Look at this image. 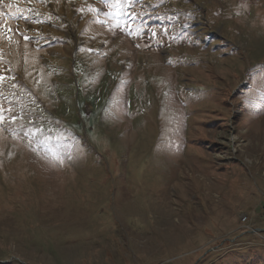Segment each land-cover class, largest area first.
Wrapping results in <instances>:
<instances>
[{
    "label": "rangeland",
    "instance_id": "obj_1",
    "mask_svg": "<svg viewBox=\"0 0 264 264\" xmlns=\"http://www.w3.org/2000/svg\"><path fill=\"white\" fill-rule=\"evenodd\" d=\"M4 3L0 263L264 264V0Z\"/></svg>",
    "mask_w": 264,
    "mask_h": 264
},
{
    "label": "snow or ice",
    "instance_id": "obj_2",
    "mask_svg": "<svg viewBox=\"0 0 264 264\" xmlns=\"http://www.w3.org/2000/svg\"><path fill=\"white\" fill-rule=\"evenodd\" d=\"M0 4L3 5L4 8L9 9V13L6 14L4 11L0 10V21L6 20L7 16L10 14L11 16L15 17L18 13L22 12L23 10L20 8H16L15 11H11V9H13L15 7V5L13 3H4V0H0ZM111 7H115L116 5H110ZM9 31H11V29H9ZM2 79V78H0ZM13 119H15L13 117ZM3 120V117H0V121Z\"/></svg>",
    "mask_w": 264,
    "mask_h": 264
},
{
    "label": "trees",
    "instance_id": "obj_3",
    "mask_svg": "<svg viewBox=\"0 0 264 264\" xmlns=\"http://www.w3.org/2000/svg\"><path fill=\"white\" fill-rule=\"evenodd\" d=\"M1 264V263H0Z\"/></svg>",
    "mask_w": 264,
    "mask_h": 264
}]
</instances>
